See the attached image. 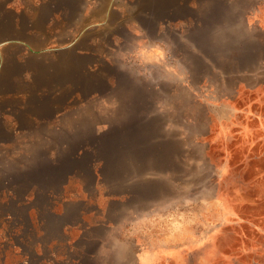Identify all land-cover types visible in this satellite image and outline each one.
<instances>
[{"label":"rangeland","instance_id":"1","mask_svg":"<svg viewBox=\"0 0 264 264\" xmlns=\"http://www.w3.org/2000/svg\"><path fill=\"white\" fill-rule=\"evenodd\" d=\"M0 1L2 264H264V0Z\"/></svg>","mask_w":264,"mask_h":264},{"label":"crops","instance_id":"2","mask_svg":"<svg viewBox=\"0 0 264 264\" xmlns=\"http://www.w3.org/2000/svg\"><path fill=\"white\" fill-rule=\"evenodd\" d=\"M16 1V10L11 11L12 14L14 13V15H16V17H12V21H11V29L12 31H16L17 36L21 37V42H15L17 44H21V45H30V44H34V42H29V38L30 35L28 34L29 31H39L40 33L38 35H40V39H42L44 42H48L50 40V21H51V13H52V9H51V4L49 0H40L41 4L38 6H32L34 3L30 2L29 0H15ZM24 2L28 3L26 5H24ZM10 3H13V0H10ZM30 4V6H29ZM7 8L8 7V2L7 5H4L2 1H0V23H2V14L4 13V9L3 8ZM53 9L56 10V12H61L60 11V5L52 7ZM30 9H34L36 13L41 14L42 15V19L41 20H37V22H34L33 20H31L30 18H22L20 20V17L18 18V15H23L26 13H29ZM63 10V9H62ZM6 11H8V9H6ZM5 11V12H6ZM55 12V13H56ZM50 17V18H49ZM1 28V26H0ZM25 38H28L27 40H24ZM19 39V38H18ZM2 111V110H0ZM1 115V114H0ZM4 125V124H2ZM0 125V126H2Z\"/></svg>","mask_w":264,"mask_h":264},{"label":"flooded vegetation","instance_id":"3","mask_svg":"<svg viewBox=\"0 0 264 264\" xmlns=\"http://www.w3.org/2000/svg\"><path fill=\"white\" fill-rule=\"evenodd\" d=\"M10 206H12V208H10V209H8V211L9 212H14V211H16L17 209H16V204H12V205H10ZM6 211V209L3 207V202L1 201V203H0V222H1V217L3 216V213ZM1 244H2V241L0 242V250H1ZM0 253H1V251H0ZM0 264H2V257L0 256Z\"/></svg>","mask_w":264,"mask_h":264}]
</instances>
